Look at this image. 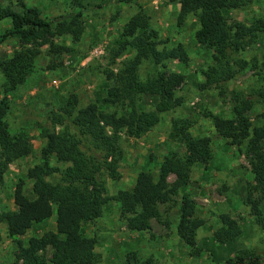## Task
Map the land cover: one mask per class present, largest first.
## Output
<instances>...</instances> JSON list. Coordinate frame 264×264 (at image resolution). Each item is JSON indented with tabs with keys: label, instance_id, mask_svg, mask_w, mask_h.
<instances>
[{
	"label": "trees",
	"instance_id": "1",
	"mask_svg": "<svg viewBox=\"0 0 264 264\" xmlns=\"http://www.w3.org/2000/svg\"><path fill=\"white\" fill-rule=\"evenodd\" d=\"M81 7L83 0H69ZM128 1V0H121ZM253 0H179L178 24L193 14L198 28L195 40L212 51V64L200 71L204 78L200 88L219 89L226 92L225 85L235 80L249 67L239 53L258 42L264 34V16L251 23L228 22L225 12L238 10ZM22 11L4 7L0 0V22L9 20L10 25L1 35L0 44L16 39L20 50L0 60L3 77L0 97V184L9 166L32 153L28 133L12 134L6 121L10 111L9 96L33 73L36 60L43 45L51 51L66 50L54 47L52 39L65 35L78 40L83 28L82 12L46 19L35 7H27L20 1ZM113 59L124 52L132 51L133 58L123 61L113 72L104 69L102 74L112 85L102 98L96 99L75 111L76 98L67 102L61 112L53 113L52 129L42 131L45 145L41 148V162L27 171L32 182V198L20 189L13 194L15 211L0 213V224L5 223L9 237L23 236L33 225L41 224L55 213L56 230L42 237H32L27 245L20 242L13 264H98L101 256L95 252L97 238L82 234L83 224H92L98 219L110 200L118 203L121 217L128 230L146 233L151 230L150 220L160 221L159 206L171 202L172 196L182 191L177 237L189 248L196 247V235L204 221L195 217L196 203L186 192L191 178V169L197 164H208L213 158L211 139L193 137L189 123L173 121L169 139L183 148L179 153L167 151L162 157L156 174L138 172L130 191H119L115 196L106 195L105 177L119 179V161L122 156V135L131 139L141 138L157 126L161 116L183 104L177 90L184 83L183 74L167 71L166 65L176 61L188 65L189 54L178 43L170 48L158 49L157 32L149 25L142 12L133 15L124 25L115 42ZM143 61L152 63L156 72L141 80L139 67ZM142 97L156 99L153 109L139 108ZM235 103L232 118H214L218 134L228 144L236 146L246 156L255 185L247 188L244 204L256 224L264 229V213L261 201L264 198V113L254 124L248 112L251 101L233 93ZM56 126L60 129L56 130ZM51 160L57 164L53 166ZM173 175V182H168ZM259 194V198L255 195ZM220 227L213 233L217 243H226L239 238L241 225L228 214L219 215ZM1 241V235H0ZM50 248L51 257L47 256ZM124 264H153L151 258L139 259L135 252L125 256ZM220 264H264V255L253 248L239 250Z\"/></svg>",
	"mask_w": 264,
	"mask_h": 264
},
{
	"label": "rangeland",
	"instance_id": "2",
	"mask_svg": "<svg viewBox=\"0 0 264 264\" xmlns=\"http://www.w3.org/2000/svg\"><path fill=\"white\" fill-rule=\"evenodd\" d=\"M22 1L27 7L39 9L42 15L51 20L57 16H67L82 12L83 31L78 40L65 35L52 39L54 47L66 48L51 51L50 45L40 48L32 74L25 83L9 96L10 111L6 121L12 134L20 131L28 133L32 153L9 166L0 184V213L15 211L13 194L21 190L32 198V182L27 171L41 162V148L45 145L43 133L52 129L51 116L61 112L67 102L76 98L75 111L96 99L102 98L112 85L102 74L104 69L116 72L123 61L135 57L132 51L124 52L113 59L116 41L124 25L135 14L146 15L149 25L157 32L158 49L170 48L178 43L185 46L189 54L187 66L176 61L167 63L166 70L184 75L185 80L177 90L183 104L161 116L157 126L141 138L131 139L122 135L119 161V179L105 177L106 195L115 196L119 191L133 189L140 171L156 174L159 163L169 150L183 152V148L169 139L173 121L189 123L193 137H209L213 151L212 160L204 165L197 164L191 169V178L186 192L196 203L195 217L204 221L196 235V247L186 246L176 235L182 191L172 196L171 202L159 206L160 221L150 220L151 230L146 233L127 229L120 215L118 203L110 200L102 215L92 224H83L82 234L95 236V252L101 256L98 264H124L125 256L135 252L139 259L151 258L153 264H220L239 250L253 248L264 255V229L256 224L250 208L244 204L249 186L255 185L250 164L243 152L227 143L217 132L214 118H232L235 103L233 93L241 99L251 101L248 112L256 124L264 113V34L258 42L239 53L246 61L248 69L229 81L226 92L220 95L219 89L200 88L204 78L200 71L212 64V51L205 49L195 40L198 28L196 17L189 14L178 24L179 0H83L82 6H73L69 0H1L20 12ZM228 22L251 23L264 16V0H253L242 9L226 11ZM9 20L0 22V35L9 28ZM20 50L16 39H8L0 44V60L6 59ZM156 72L155 66L143 61L139 67V77L145 80ZM3 77L0 71V97ZM155 98L142 97L141 110L153 109ZM56 130L60 127L56 126ZM53 166L66 167L51 160ZM171 175L168 182H173ZM260 195L256 194L255 198ZM264 213V198L261 201ZM228 214L242 227L243 233L236 240L217 243L213 233L220 227L219 215ZM56 230L55 213L47 221L33 225L23 236L9 237L5 223L0 224V264H13L19 251L32 237H42ZM51 249H47L48 258Z\"/></svg>",
	"mask_w": 264,
	"mask_h": 264
}]
</instances>
